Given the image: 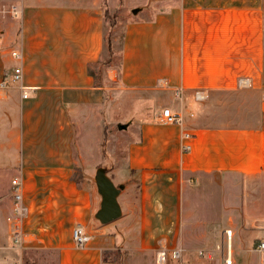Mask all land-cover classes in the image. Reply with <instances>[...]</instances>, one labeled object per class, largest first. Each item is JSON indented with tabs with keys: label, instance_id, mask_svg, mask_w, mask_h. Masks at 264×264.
Instances as JSON below:
<instances>
[{
	"label": "crops",
	"instance_id": "1",
	"mask_svg": "<svg viewBox=\"0 0 264 264\" xmlns=\"http://www.w3.org/2000/svg\"><path fill=\"white\" fill-rule=\"evenodd\" d=\"M105 1L16 0L15 20L0 21V82L11 65L21 69L20 82L0 90V208L14 230L11 182L18 179L29 216H37L32 234L17 241V258L23 248L57 249L64 264L74 254L71 227L81 224L95 232L81 250L82 260L97 264L115 246L113 231L131 218L138 222L134 234L159 237L167 250L175 235L184 263L190 250L218 253L227 242L224 231L201 216L214 202L204 199L214 177L249 187L264 174V0H152L145 9L149 16L125 22L115 64L105 72L100 66L98 74L92 67L102 59L99 13ZM12 50L19 61L11 58ZM234 92L240 101L235 108L253 115L225 112L217 119L198 112L206 107L209 113L222 102L231 108L227 102ZM123 97L158 101L161 107L138 113V119L129 114L122 123L130 133L114 135L126 143L125 159L119 151L115 155L121 167L139 175L142 191L127 206L119 200L121 190V217L101 225L95 219L101 198L94 181L89 184L98 164L86 165L85 157H109L105 132H114L104 115ZM162 109L180 114L182 125H160ZM182 129L193 134L187 153L179 149ZM111 169L106 174L116 186ZM191 189L204 207L186 209L184 196ZM234 222L227 228L230 259L263 264L254 248L264 242V213ZM108 232L114 236L104 237Z\"/></svg>",
	"mask_w": 264,
	"mask_h": 264
},
{
	"label": "rangeland",
	"instance_id": "2",
	"mask_svg": "<svg viewBox=\"0 0 264 264\" xmlns=\"http://www.w3.org/2000/svg\"><path fill=\"white\" fill-rule=\"evenodd\" d=\"M51 1L52 0H43V2ZM151 1L152 0L105 1V6L103 10L101 8V12L99 13L103 21L102 33L104 46L101 53L102 59L100 58L98 64L92 67V72H97L99 74L101 70L100 66L103 67V71L105 72L109 68V66H111V64H115L116 56L119 55V51L121 49V33L123 25L126 21L133 20L138 16H149V13L145 11V9L147 8L148 3H150ZM13 6H16V0H0L1 23H7L9 21L15 20V17L9 13L10 8ZM134 9L136 10L135 14L132 13V10ZM12 31L14 35L13 28ZM14 44L15 43L11 45L13 46ZM11 66L14 67V65ZM140 94L145 96L147 93L141 92ZM149 94H151V92ZM115 95L116 94H114V96ZM127 95V93L124 94L125 97ZM235 95H237L235 92L232 93L230 95V98L228 99L229 101L227 102V104H233L231 108L225 110L223 108L222 102L218 108L210 110V114L208 113V108L206 107L203 109L200 107L198 109V112L203 113V116H214L217 119L223 118L225 112L229 116H236V118H240L244 111L235 108L237 106H240V101L234 98L236 97ZM105 96H108L106 92ZM110 96L111 93L109 97ZM122 101L123 103L116 106L113 113H110L109 116L104 115L105 124L112 125L111 127L113 128L111 129V131L114 132L112 135L111 133L110 135H107V133L105 132L104 148L106 149V151H108L109 157L105 156L104 158H102L100 155L87 156L85 157V164L91 167L95 166V164H98L96 165L94 171H92L93 175L98 168H103L104 170H106V172H108L109 169L112 168L110 172H112V174L114 175L113 180L116 182V186H122L119 200L125 204L128 203L127 206H132L133 204L131 203L141 194V179L139 178V175H133L129 173L124 167H121L120 158L116 157V155L120 152L122 155V159H125L126 143H123V139H121V136L116 139L114 135H121L119 133L123 132L126 134L130 133V130L125 129L124 131V129H118L119 125H126L122 122L128 118L129 114L134 113V117L136 119L142 118V115H138V113H142L145 111H149V113H152L153 110H157V106L159 108L161 107V105H159L160 102L158 101L143 98L126 99L123 97ZM248 102L252 103L253 99H250ZM244 114L245 116L246 114L253 115L254 111L248 109V111H246ZM118 130L120 132H117ZM107 141L108 143L106 144ZM114 160L116 161L114 162ZM91 176L89 181L90 186H92L90 182L94 181L93 179L91 180ZM84 188H86V190L89 189L87 188V186H85ZM245 191H248L249 193V198L247 200H243ZM185 193L186 194L184 197L187 200L186 209L188 211H191L196 207L202 208L203 205L201 204L202 201L200 199L202 196L196 194L193 189ZM208 195L207 197H204V199L206 200L211 198L209 201L214 202L203 209V211L201 212V216H204L205 218L207 217L206 221H208L210 224H215L212 225L213 227L217 226L216 224H218L219 229H223L225 234V230H227L229 226L235 225L234 221L239 217H246V214L255 217L261 212L264 213V174L256 179H253L252 186L249 187L243 186L241 182L231 186L222 179L214 177L212 186L208 189ZM222 200H225V202H223ZM191 201L193 202L195 207H193V204H190ZM25 205L28 206L27 204ZM36 218L37 216L33 214V217L28 215L23 219L22 229L24 232L30 233L34 231V228L37 227ZM8 225L9 224L6 222L5 216L2 213V209L0 208V264H8L11 260L14 261V264H63L64 259L62 258V254H60L59 250L57 249H38L32 247L23 248L22 253L20 254L21 256L17 258V251L15 249L19 247V243L14 240L13 228ZM137 228L138 222L135 218L126 220L125 224L118 226L117 230L113 231L116 232L115 246L111 249L104 250L100 254L97 264H156L157 254L162 247L160 238H149L148 236L143 237L141 235L134 234L135 230L138 231ZM86 232L89 235L90 240L82 247H75L71 238L70 243L72 247L70 248V250H72L74 254H72V256H70V260H66L64 264H86L85 260H82V256L80 253L81 250H83L88 244L93 241V234H95L94 230L91 232L88 229V231ZM108 233L109 234L104 235V237L113 235V233L111 232ZM169 239V243L172 244L171 249H176V247L174 246L176 236L173 235L169 237ZM168 252L170 253V251ZM205 252L206 251L201 248H199V251L190 250L186 252L185 256L186 259L189 260V262L183 264H225V260L227 259V242L225 241V245L221 246V251H217L218 253H212L211 255V253L207 254ZM206 256H211L212 258L208 259ZM221 259H223V262H221ZM94 262L95 260L93 259V263ZM165 264L179 263L169 258L167 254ZM231 264H235L234 261L231 260Z\"/></svg>",
	"mask_w": 264,
	"mask_h": 264
},
{
	"label": "built area",
	"instance_id": "3",
	"mask_svg": "<svg viewBox=\"0 0 264 264\" xmlns=\"http://www.w3.org/2000/svg\"><path fill=\"white\" fill-rule=\"evenodd\" d=\"M9 13L12 16H16L17 10L13 6L10 8ZM10 56L15 61H19L21 59L20 54L12 50L10 51ZM21 80V69L19 66H15L12 68L9 75L5 76V78L0 82V90H5L11 85H14ZM247 82V80L245 81ZM241 86V85H240ZM21 90H24V87H20ZM175 95H179V90H175ZM27 95L25 93H22V98H26ZM196 99H201V96L196 93L195 94ZM157 121L162 126H181L182 125V116L178 113L172 112L170 109H162L159 115L157 116ZM193 139V134L186 130L182 129L180 138H179V149L181 153H187L191 149V140ZM12 186V198H13V208H12V214L15 217V224H14V230H13V238L15 241H23L26 238H28L32 233H26L22 229V221L23 219L29 215V207L25 205L24 199H23V191H22V184L18 179H14L11 182ZM226 239H227V259L225 260V264H231L230 259V251H229V241L231 236L230 230H225ZM71 238L72 242L75 247H82L87 242H89L90 237L87 234L84 226L81 224H75L71 231ZM255 252L259 254L261 257V262L264 264V242L259 241L255 248ZM170 251V253L168 252ZM169 256L172 260L179 264H183L182 260V254L183 250L180 248L167 250L166 247L162 246L159 253L157 254L156 258V264H165L166 263V256Z\"/></svg>",
	"mask_w": 264,
	"mask_h": 264
},
{
	"label": "water",
	"instance_id": "4",
	"mask_svg": "<svg viewBox=\"0 0 264 264\" xmlns=\"http://www.w3.org/2000/svg\"><path fill=\"white\" fill-rule=\"evenodd\" d=\"M132 13L135 14L136 10H132ZM125 128L126 125L118 126L119 130ZM93 179L97 193L101 198L99 209L95 213V219L101 225H107L121 217V209L117 198L122 186H115L103 168L96 169Z\"/></svg>",
	"mask_w": 264,
	"mask_h": 264
},
{
	"label": "trees",
	"instance_id": "5",
	"mask_svg": "<svg viewBox=\"0 0 264 264\" xmlns=\"http://www.w3.org/2000/svg\"><path fill=\"white\" fill-rule=\"evenodd\" d=\"M263 125H264V122H263ZM105 172H106V170H105ZM107 173V172H106Z\"/></svg>",
	"mask_w": 264,
	"mask_h": 264
}]
</instances>
